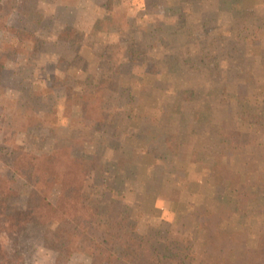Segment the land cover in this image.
<instances>
[{"label":"rangeland","instance_id":"1","mask_svg":"<svg viewBox=\"0 0 264 264\" xmlns=\"http://www.w3.org/2000/svg\"><path fill=\"white\" fill-rule=\"evenodd\" d=\"M36 9L44 16L39 25L18 11L9 18L39 47L13 55L0 76L7 138L16 135L36 155L61 138L74 157L98 163L81 178L99 221L114 203L139 239L184 238L198 255L204 236L195 211L224 208L231 217L223 229L244 233L245 247L259 248L264 0L41 1ZM67 29L74 34L65 42L59 35ZM0 40V53L12 50L11 36ZM216 171L230 179L216 183ZM0 173L15 177L1 161ZM26 199L25 190L11 198L7 213H25ZM56 200L54 192L39 219L27 215L15 264H57L44 237L60 221ZM69 264L91 260L80 249Z\"/></svg>","mask_w":264,"mask_h":264},{"label":"trees","instance_id":"2","mask_svg":"<svg viewBox=\"0 0 264 264\" xmlns=\"http://www.w3.org/2000/svg\"><path fill=\"white\" fill-rule=\"evenodd\" d=\"M41 1L69 6H76L79 2L0 0V38L11 36L14 41L11 51L0 53V76L13 55H30L37 51L38 39L30 32L10 26L9 18L14 11H18L32 23L41 24L44 16L36 9ZM72 34L73 29H67L61 32L59 39L67 42ZM2 92L0 84V96ZM80 109L86 119V106ZM8 129L0 126L3 131V141L0 143L3 156H0V161L15 177L0 173V238L4 241L0 242V264L16 263L15 246L25 227L27 215L39 219L51 207L54 192H57L56 208L60 221L55 229H47L44 237L56 253L57 264H69L80 249L89 257L91 264H191L196 260L198 264H264V240L257 249L245 247L248 241L244 233L223 229V224L231 217V212L224 208L216 214L201 207L195 211L198 227L204 236L198 255L189 247L190 241L184 238L160 242L133 236L128 231L122 209L120 212L114 203L109 207L105 219L99 221L98 203L88 190L87 180L81 178L83 173L90 176L98 163L74 157L72 148L61 143V138L49 152L33 154L15 138L16 135L7 138ZM154 148L160 149L158 146ZM144 151L147 153L149 149ZM214 178L218 184L230 179L217 171ZM238 187L237 192L246 195L240 182ZM23 190L27 192L25 213L17 214V217L9 215V200L18 198Z\"/></svg>","mask_w":264,"mask_h":264}]
</instances>
